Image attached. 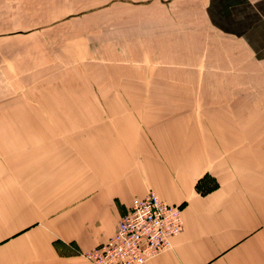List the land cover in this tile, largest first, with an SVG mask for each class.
Instances as JSON below:
<instances>
[{"label": "crops", "instance_id": "1", "mask_svg": "<svg viewBox=\"0 0 264 264\" xmlns=\"http://www.w3.org/2000/svg\"><path fill=\"white\" fill-rule=\"evenodd\" d=\"M178 14L197 34L264 57V0H0V72L67 73L69 41L81 42L71 55L82 58L83 36L131 41L134 25L168 26ZM52 56L63 67L38 68ZM172 78L161 87L195 85ZM144 84L129 77L123 87ZM118 89L48 99L58 112L34 120L58 129H0V264H89L81 253L110 238L131 202L149 193L180 207L182 229L144 264H264V156L259 129L244 128V105L257 102ZM69 120L92 121L75 148L53 139ZM204 176L216 186L201 194Z\"/></svg>", "mask_w": 264, "mask_h": 264}, {"label": "rangeland", "instance_id": "2", "mask_svg": "<svg viewBox=\"0 0 264 264\" xmlns=\"http://www.w3.org/2000/svg\"><path fill=\"white\" fill-rule=\"evenodd\" d=\"M169 14L171 12H164L170 19ZM177 16L179 21L175 18L177 22L168 26L134 25L131 41L95 43L91 36H83L82 58L71 55L75 46L79 50L81 42L69 41L73 48L69 47L66 58L69 64L67 73L35 71L13 75L0 72V129H58L59 122L34 120V113L47 112L50 107L57 111L56 105L48 104V99L92 97L97 90L107 92L109 86L119 87L117 92H136L141 96L244 97L258 104L256 109L244 105L250 109L249 115L244 112V128L259 129L258 145L261 156H264V57H255L243 42L221 46L219 40L197 34L192 31L193 27L189 29V17ZM46 59L48 62L39 69L63 67V58L52 56ZM166 60L169 63H165ZM80 65L83 73L76 72ZM70 66L75 68L70 69ZM133 70L144 73H134ZM173 75L175 80H188L195 85L163 89L161 81L174 80ZM129 77H143L145 87L124 88ZM67 107L72 109L70 105ZM64 109L66 111L65 106ZM62 128L67 131L62 135L58 133L53 139L65 138L75 148L73 140L77 139L76 135L89 136L92 121L69 120L62 122Z\"/></svg>", "mask_w": 264, "mask_h": 264}, {"label": "built area", "instance_id": "3", "mask_svg": "<svg viewBox=\"0 0 264 264\" xmlns=\"http://www.w3.org/2000/svg\"><path fill=\"white\" fill-rule=\"evenodd\" d=\"M182 229L181 209L153 193L131 202L113 235L83 253L89 264H144L171 249V239Z\"/></svg>", "mask_w": 264, "mask_h": 264}, {"label": "trees", "instance_id": "4", "mask_svg": "<svg viewBox=\"0 0 264 264\" xmlns=\"http://www.w3.org/2000/svg\"><path fill=\"white\" fill-rule=\"evenodd\" d=\"M215 186H216V183L212 178L208 176H204L203 178L197 181L195 185V190L202 194L204 192L211 190Z\"/></svg>", "mask_w": 264, "mask_h": 264}]
</instances>
